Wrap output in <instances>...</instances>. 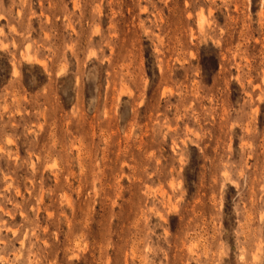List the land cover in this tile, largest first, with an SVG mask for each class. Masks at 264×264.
<instances>
[{"label": "rangeland", "instance_id": "rangeland-1", "mask_svg": "<svg viewBox=\"0 0 264 264\" xmlns=\"http://www.w3.org/2000/svg\"><path fill=\"white\" fill-rule=\"evenodd\" d=\"M0 264H264V0H0Z\"/></svg>", "mask_w": 264, "mask_h": 264}]
</instances>
